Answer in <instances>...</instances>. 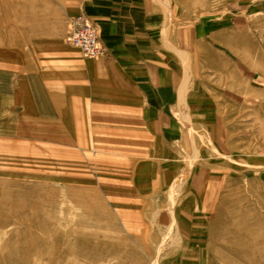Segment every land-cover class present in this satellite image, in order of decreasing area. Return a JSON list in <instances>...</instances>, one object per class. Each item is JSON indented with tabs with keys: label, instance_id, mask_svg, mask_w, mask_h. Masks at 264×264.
Returning <instances> with one entry per match:
<instances>
[{
	"label": "rangeland",
	"instance_id": "1",
	"mask_svg": "<svg viewBox=\"0 0 264 264\" xmlns=\"http://www.w3.org/2000/svg\"><path fill=\"white\" fill-rule=\"evenodd\" d=\"M154 2L180 79L129 111L74 0H0V264H264V0Z\"/></svg>",
	"mask_w": 264,
	"mask_h": 264
},
{
	"label": "crops",
	"instance_id": "2",
	"mask_svg": "<svg viewBox=\"0 0 264 264\" xmlns=\"http://www.w3.org/2000/svg\"><path fill=\"white\" fill-rule=\"evenodd\" d=\"M74 2L96 27L106 50L103 59L90 68L98 95L126 103L129 106L124 109L129 111L141 104L170 105L182 60L176 50V57H172L165 15L157 13L154 0Z\"/></svg>",
	"mask_w": 264,
	"mask_h": 264
},
{
	"label": "built area",
	"instance_id": "3",
	"mask_svg": "<svg viewBox=\"0 0 264 264\" xmlns=\"http://www.w3.org/2000/svg\"><path fill=\"white\" fill-rule=\"evenodd\" d=\"M67 42L89 59H96L104 54V50L98 39L96 27L89 23L82 15L74 17L71 20Z\"/></svg>",
	"mask_w": 264,
	"mask_h": 264
},
{
	"label": "bare ground",
	"instance_id": "4",
	"mask_svg": "<svg viewBox=\"0 0 264 264\" xmlns=\"http://www.w3.org/2000/svg\"><path fill=\"white\" fill-rule=\"evenodd\" d=\"M26 103H27V101H25ZM25 103V105H27ZM7 213V212H6ZM10 213V212H9ZM18 215V214H17ZM77 236V235H76ZM79 236V235H78ZM78 236H77V238H78ZM104 244V243H103ZM71 250V249H70ZM80 252V251H79ZM50 253V252H49ZM48 255H51V254H48ZM75 255V254H74ZM128 254H119V253H117V252H114V251H111V252H102V253H100V254H97V255H90V256H88V258H87V260H89L91 263L90 264H94V263H99V262H102V261H104L105 259H107V258H109V257H114V259H116V258H120V257H125V256H127ZM46 256V255H45ZM50 258H51V256H49ZM50 258H48V259H50ZM48 261V260H47ZM46 261V262H47ZM88 261V262H89ZM47 264H48V262H47Z\"/></svg>",
	"mask_w": 264,
	"mask_h": 264
}]
</instances>
